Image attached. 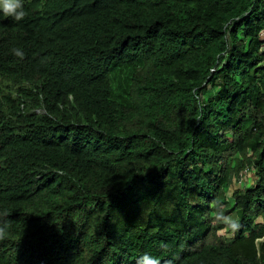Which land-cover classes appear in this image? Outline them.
Listing matches in <instances>:
<instances>
[{"label":"trees","instance_id":"trees-1","mask_svg":"<svg viewBox=\"0 0 264 264\" xmlns=\"http://www.w3.org/2000/svg\"><path fill=\"white\" fill-rule=\"evenodd\" d=\"M24 7L0 18V264H264V0Z\"/></svg>","mask_w":264,"mask_h":264},{"label":"clouds","instance_id":"clouds-1","mask_svg":"<svg viewBox=\"0 0 264 264\" xmlns=\"http://www.w3.org/2000/svg\"><path fill=\"white\" fill-rule=\"evenodd\" d=\"M27 11L24 7V0H0V18L8 19L15 22H21L26 17ZM11 54L20 60L25 57V52L20 47L10 49ZM6 234V228L0 226V238ZM136 264H160L158 257L144 253L137 258Z\"/></svg>","mask_w":264,"mask_h":264},{"label":"rangeland","instance_id":"rangeland-1","mask_svg":"<svg viewBox=\"0 0 264 264\" xmlns=\"http://www.w3.org/2000/svg\"><path fill=\"white\" fill-rule=\"evenodd\" d=\"M125 72L121 71V72H116L115 74L112 75V83H113V87L115 88L116 93L121 91L122 88L121 86L125 83ZM236 187H242V184H237Z\"/></svg>","mask_w":264,"mask_h":264}]
</instances>
